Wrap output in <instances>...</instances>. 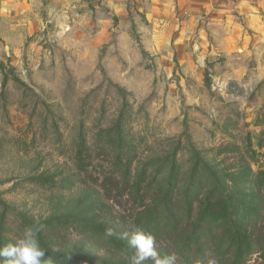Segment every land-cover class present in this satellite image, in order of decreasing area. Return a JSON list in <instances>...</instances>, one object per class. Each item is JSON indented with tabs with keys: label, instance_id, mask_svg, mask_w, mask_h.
I'll use <instances>...</instances> for the list:
<instances>
[{
	"label": "rangeland",
	"instance_id": "1",
	"mask_svg": "<svg viewBox=\"0 0 264 264\" xmlns=\"http://www.w3.org/2000/svg\"><path fill=\"white\" fill-rule=\"evenodd\" d=\"M261 195V0H0V246L129 264L157 218L159 253L264 264Z\"/></svg>",
	"mask_w": 264,
	"mask_h": 264
},
{
	"label": "clouds",
	"instance_id": "2",
	"mask_svg": "<svg viewBox=\"0 0 264 264\" xmlns=\"http://www.w3.org/2000/svg\"><path fill=\"white\" fill-rule=\"evenodd\" d=\"M42 229L43 225L28 226L13 242L0 246V264H51V258H45L46 251L38 240ZM104 235L111 238L117 233L109 227L104 230ZM119 238L127 240L128 247L134 249L128 257L129 264H177L178 257L174 252L161 256L156 247V239L150 232L137 227L130 233H120ZM208 264L216 262L209 260Z\"/></svg>",
	"mask_w": 264,
	"mask_h": 264
},
{
	"label": "trees",
	"instance_id": "3",
	"mask_svg": "<svg viewBox=\"0 0 264 264\" xmlns=\"http://www.w3.org/2000/svg\"><path fill=\"white\" fill-rule=\"evenodd\" d=\"M264 208V197L263 195L259 196L256 204L254 206V208L252 209V211L249 214V219H248V223L250 226H255L256 224H258L260 217L262 216V211ZM146 217H150V216H154L155 214V207H150L147 211H145ZM170 229V227L163 221L160 219L155 218L149 228V232L155 237V239H161V238H168V230ZM165 230V231H164ZM91 240L94 243H97V241L99 242L98 244L102 243V241L104 243V245H110L109 240L103 236L102 234H97V235H90ZM101 239V240H100ZM255 245L253 243V241L249 238L246 240V247H245V254L246 256H250L254 253L255 251ZM177 256H178V261L177 264H196L193 260H190L187 255L188 252H190V245H185V244H177L173 247V251ZM160 254L161 256L164 255H168L170 254L166 249H161L160 250ZM60 260V259H59ZM68 259H64L62 262L64 264H69ZM74 264H93L90 261L84 260L79 261L78 259L73 261ZM51 264H58V258L56 257H52L51 260Z\"/></svg>",
	"mask_w": 264,
	"mask_h": 264
},
{
	"label": "built area",
	"instance_id": "4",
	"mask_svg": "<svg viewBox=\"0 0 264 264\" xmlns=\"http://www.w3.org/2000/svg\"><path fill=\"white\" fill-rule=\"evenodd\" d=\"M261 1H262L263 5H264V0H261Z\"/></svg>",
	"mask_w": 264,
	"mask_h": 264
}]
</instances>
